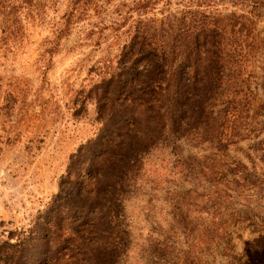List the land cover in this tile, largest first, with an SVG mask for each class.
<instances>
[{"label":"rangeland","instance_id":"rangeland-1","mask_svg":"<svg viewBox=\"0 0 264 264\" xmlns=\"http://www.w3.org/2000/svg\"><path fill=\"white\" fill-rule=\"evenodd\" d=\"M98 1L0 0V264H264V0ZM140 30L209 78L148 144L108 81Z\"/></svg>","mask_w":264,"mask_h":264},{"label":"trees","instance_id":"trees-1","mask_svg":"<svg viewBox=\"0 0 264 264\" xmlns=\"http://www.w3.org/2000/svg\"><path fill=\"white\" fill-rule=\"evenodd\" d=\"M67 2L69 8L67 21H70L71 19H79L80 15L83 13L82 11L86 10L88 5L96 6L99 1L67 0ZM68 24L69 23L66 22V25ZM201 30L206 31L207 29ZM156 37L157 35L149 33L146 30L136 31L132 36L133 44H130V42L129 45H131L130 51H132L136 57H139L144 64L142 70H140L139 67L134 69V73L131 75L132 79L124 74L112 75L108 78L112 86V92L116 93L117 96L120 95V98L125 94V100L129 101V105L125 106V112L127 111V113H122L124 114L123 117L134 123V127L137 126L143 131V126H147L151 129L150 134L144 131L140 136L136 137L137 141L139 140L140 143L147 142V144L148 140L149 142L153 140L152 132L154 133L155 130L161 132L167 126L165 117L167 113H165L163 109L164 106L162 105L166 97V92L171 87H174L175 92L180 95L179 99H174L173 104L170 105L175 114L181 113V109L177 110V105L182 102V105L191 111V115H196V108L203 111V105H201L203 103L197 98L200 97V99H204V101L207 99V86L209 84V78L205 81L196 80L195 76H191V71H188L186 76H181L173 65V63L177 61L175 57L179 55L177 52L180 51V48L191 46L195 36L191 33L187 34L182 44H168ZM187 60L189 59H183V61ZM201 88L204 89V92L196 96L195 91ZM197 102L199 105H197ZM127 108H130V110H127ZM140 108V111H135ZM129 111L131 112L128 113ZM177 118L180 119L181 116L178 115ZM172 122L174 124L175 119H173ZM106 123L108 124L107 120L105 121V128L101 130L97 138L89 142V147H94V145H96L95 143H99L103 138L110 137L111 134L109 135V132L106 131ZM109 143H111V140L106 142L107 145ZM99 144L102 148L105 146L104 143ZM103 153L102 149L98 155L102 156L101 154ZM100 160L103 161V159ZM21 243L20 252L22 253L25 246H28V243L25 241H21ZM31 245L34 246L33 244Z\"/></svg>","mask_w":264,"mask_h":264}]
</instances>
